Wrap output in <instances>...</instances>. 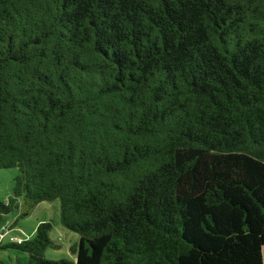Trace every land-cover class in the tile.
<instances>
[{"label":"trees","instance_id":"trees-1","mask_svg":"<svg viewBox=\"0 0 264 264\" xmlns=\"http://www.w3.org/2000/svg\"><path fill=\"white\" fill-rule=\"evenodd\" d=\"M0 168L28 264H264V0H0Z\"/></svg>","mask_w":264,"mask_h":264},{"label":"rangeland","instance_id":"rangeland-1","mask_svg":"<svg viewBox=\"0 0 264 264\" xmlns=\"http://www.w3.org/2000/svg\"><path fill=\"white\" fill-rule=\"evenodd\" d=\"M16 168H0V200H6L10 194ZM22 205L1 215L0 231L3 230L2 244L9 243V236L32 237L36 225L43 220H52L55 225L50 230V237L59 244L58 248H47L44 256L48 259H73L69 247L77 239V234L61 226L58 221V201H40L31 207L27 214L21 215ZM6 225L12 228L3 229ZM28 264L27 254L11 247H0V264Z\"/></svg>","mask_w":264,"mask_h":264},{"label":"built area","instance_id":"built-area-1","mask_svg":"<svg viewBox=\"0 0 264 264\" xmlns=\"http://www.w3.org/2000/svg\"><path fill=\"white\" fill-rule=\"evenodd\" d=\"M3 235H4L3 232H1V233H0V239L3 238ZM9 239H10V240H13V241L15 240V241H17V242L20 241V238H17V237H9Z\"/></svg>","mask_w":264,"mask_h":264},{"label":"crops","instance_id":"crops-1","mask_svg":"<svg viewBox=\"0 0 264 264\" xmlns=\"http://www.w3.org/2000/svg\"><path fill=\"white\" fill-rule=\"evenodd\" d=\"M74 259H75V257L73 256V259L72 260L74 261Z\"/></svg>","mask_w":264,"mask_h":264}]
</instances>
